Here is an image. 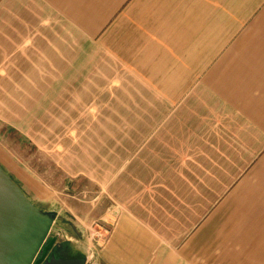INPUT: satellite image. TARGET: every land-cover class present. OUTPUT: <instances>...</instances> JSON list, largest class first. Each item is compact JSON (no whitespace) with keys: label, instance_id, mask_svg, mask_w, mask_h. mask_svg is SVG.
I'll list each match as a JSON object with an SVG mask.
<instances>
[{"label":"crops","instance_id":"1","mask_svg":"<svg viewBox=\"0 0 264 264\" xmlns=\"http://www.w3.org/2000/svg\"><path fill=\"white\" fill-rule=\"evenodd\" d=\"M47 112L75 113L43 142L59 179L11 173L105 228L51 255L264 264V0H0V126Z\"/></svg>","mask_w":264,"mask_h":264},{"label":"rangeland","instance_id":"2","mask_svg":"<svg viewBox=\"0 0 264 264\" xmlns=\"http://www.w3.org/2000/svg\"><path fill=\"white\" fill-rule=\"evenodd\" d=\"M74 114L75 113H63L62 120L66 123L67 128L64 127L63 123H57L56 120H54V112H47V117H41V120H39V113H35L36 118L31 122L34 124L33 127L0 126V164L5 168L10 177L18 183L22 190H24V193L39 205L40 202L36 197L26 189V186L17 179L13 173H11L13 165H16L21 173L26 170H31L34 175L36 174V177L40 174L44 177L47 175L49 179H59L57 173L54 172V165L46 162L45 157L47 154L45 155V151L47 145L43 142L46 136L47 138H50L52 149L54 151V135L56 131L59 133L62 131L69 132V120H71L72 115L74 116ZM95 114L96 116L101 115L105 119H112L114 113L96 112ZM73 184L76 185V183H72V186ZM72 186L67 183L66 188L73 191L74 188H72ZM81 186L77 189L80 191V194L83 195L82 198L86 199L87 190L85 187ZM93 195L90 197L92 198ZM50 210L51 211L49 212L53 214V224L50 229L49 237H55L58 242H65L68 244L67 247L72 248V253L69 254H87L93 249L92 244H94L95 247H98L103 240V237L105 236V228L103 224L98 222L94 224H90V222H86V224L80 223L79 229H81L82 232H77L76 223L71 214L64 211L62 212L61 209L54 208V206L50 208ZM55 210L59 211V213ZM94 230L96 231L94 232L95 239L93 240L89 234Z\"/></svg>","mask_w":264,"mask_h":264},{"label":"water","instance_id":"3","mask_svg":"<svg viewBox=\"0 0 264 264\" xmlns=\"http://www.w3.org/2000/svg\"><path fill=\"white\" fill-rule=\"evenodd\" d=\"M52 224L53 214L36 206L0 165V264H84L50 254Z\"/></svg>","mask_w":264,"mask_h":264},{"label":"flooded vegetation","instance_id":"4","mask_svg":"<svg viewBox=\"0 0 264 264\" xmlns=\"http://www.w3.org/2000/svg\"><path fill=\"white\" fill-rule=\"evenodd\" d=\"M51 253H52V251H50V254H51ZM50 254H49V255H50Z\"/></svg>","mask_w":264,"mask_h":264}]
</instances>
